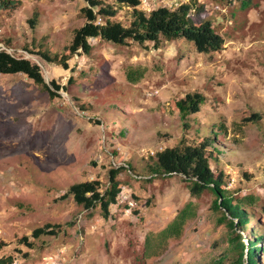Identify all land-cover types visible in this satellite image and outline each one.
I'll use <instances>...</instances> for the list:
<instances>
[{"label":"rangeland","instance_id":"obj_1","mask_svg":"<svg viewBox=\"0 0 264 264\" xmlns=\"http://www.w3.org/2000/svg\"><path fill=\"white\" fill-rule=\"evenodd\" d=\"M19 1L0 11V50L36 63L45 82L66 89L50 98L24 74L0 75V240L7 244L0 257L12 256V264H232L240 247L216 196H192L180 176L153 174L157 152L210 137L211 168L233 204L257 198L237 233L245 244L261 237L264 264V0H198L224 36L218 52L200 54L184 39L161 40L156 49L90 39V54L75 53L68 69L42 54L58 61L67 53L85 23L86 1ZM171 2L137 9L149 14L174 8ZM102 3L116 9L112 21L130 25V8ZM192 93L205 101L182 119L175 103ZM119 167L128 199H118L108 219L99 206L61 199L84 181L98 180L103 192ZM47 224L59 226L55 235L31 238ZM23 237L30 248L19 243Z\"/></svg>","mask_w":264,"mask_h":264},{"label":"trees","instance_id":"obj_2","mask_svg":"<svg viewBox=\"0 0 264 264\" xmlns=\"http://www.w3.org/2000/svg\"><path fill=\"white\" fill-rule=\"evenodd\" d=\"M87 6L80 9L85 19V23L74 31L72 41L66 48L67 53L61 55L57 61V55L52 59L46 54H42L48 62H57L64 69H68L67 61L78 51L85 55L90 54L92 49L90 39H100L116 45H127L132 42L139 46L145 43H152L156 49L161 40L172 41L184 39L191 42L200 54H210L223 49L225 44L224 36L218 33L210 21L204 18V6L198 0L193 3L181 4L178 7L161 6L152 10L149 14L138 10L141 0H115L120 7L131 9L132 21L129 26H123L119 22L111 20L116 14L113 6L105 5L102 0H85ZM216 1V0H213ZM20 4L19 0H0V11L14 10ZM96 9V10H95ZM101 18L102 23L97 24V18ZM24 74L33 83L47 92L53 98L61 89H66L55 80L45 82L39 66L26 58L15 57L5 51H0V75ZM205 101V97L200 93L187 94L178 100L175 105L182 119L189 114L199 111V107ZM184 128L188 125L184 124ZM220 131L226 132L224 126ZM212 146L210 137L205 138L198 145H188L180 143L171 148H165L155 155L153 174L156 176H180L189 184V191L192 196L200 195L205 191L212 192L216 198L214 206L222 209L224 218L228 220V225L233 232L230 241H237L240 247V254L232 264H260L257 260L259 247L257 243L260 236L248 239L244 243L242 235L237 233V229H244L248 222L245 207L254 204L257 198L245 196L236 200L233 204L230 196L223 188L225 184L221 175H216L210 165V157L207 148ZM117 169L109 172V186L100 191L98 180L84 181L73 184L68 191L61 196L65 199L72 196L74 202L85 210L99 206L104 219L110 216V207L116 205L118 197L122 191L120 184L116 180L119 172ZM131 171V170H130ZM130 175V174H129ZM264 209V208H263ZM229 216L230 218H227ZM236 220L235 221H233ZM58 225L47 224L36 228L31 233V238L37 239L42 235H55ZM20 244L31 247L27 237L19 240ZM7 244L0 240V250ZM12 256H1L0 264H12Z\"/></svg>","mask_w":264,"mask_h":264},{"label":"built area","instance_id":"obj_3","mask_svg":"<svg viewBox=\"0 0 264 264\" xmlns=\"http://www.w3.org/2000/svg\"><path fill=\"white\" fill-rule=\"evenodd\" d=\"M148 1L149 0H141V6L146 11H150L149 7L147 8V6H149ZM189 2H190V0H172L171 3L173 4L174 7H178L181 4H186ZM170 6H171V4H170ZM96 23L101 24L102 23L101 18L98 17ZM0 51H2V50H0ZM118 199H122V202H123V201H125V199H128V196H125L123 193H120ZM125 203L127 204L128 208L133 205V202L130 200L126 201Z\"/></svg>","mask_w":264,"mask_h":264}]
</instances>
